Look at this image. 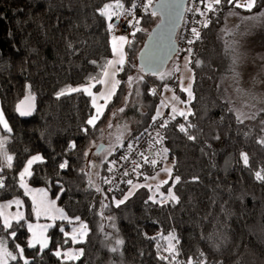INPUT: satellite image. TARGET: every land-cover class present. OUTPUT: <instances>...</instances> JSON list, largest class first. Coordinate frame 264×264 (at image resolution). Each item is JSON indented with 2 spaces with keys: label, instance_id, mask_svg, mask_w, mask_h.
Returning a JSON list of instances; mask_svg holds the SVG:
<instances>
[{
  "label": "trees",
  "instance_id": "trees-1",
  "mask_svg": "<svg viewBox=\"0 0 264 264\" xmlns=\"http://www.w3.org/2000/svg\"><path fill=\"white\" fill-rule=\"evenodd\" d=\"M191 1L187 0L186 6ZM154 2L121 0L125 5L122 15H127L133 3L136 5L131 13L140 31L135 28V35L128 37L126 64L116 76L119 84L92 128L86 121L94 115V108L83 88L101 78L112 56L110 37L117 20L107 21L97 9L115 0H0V106L11 128L3 147L13 157L12 167L3 165L0 157V180L4 184L0 201L21 196L29 214L18 174L31 156L39 155L42 160L31 166L28 184L47 189L66 217L47 230L43 252L39 247H28L24 221L13 223L9 229L0 222V240L8 239L11 251H18L16 245H20L29 264H168L158 257L169 255L165 251L169 241L163 239L169 232L179 239L176 248L180 264L188 257L199 258L200 253L206 264H264V182L254 175L264 169V145L257 142L264 138V114L239 123L218 84L221 76L230 73L220 35L226 13L260 12L264 0H258L251 11L225 3L219 11L208 13L207 27L200 23L205 17L196 14L192 28L200 32V38L191 32L194 43L188 49L192 51L185 55L193 73L192 114L185 119L167 109L159 124L156 120L161 116L153 121L160 104L158 86L165 81L176 89L177 75L160 79L161 73L145 74L137 65L138 51L159 23V17L151 11ZM197 2L203 10L204 5ZM141 4H148L146 12L139 10ZM108 23L114 25L111 32ZM182 24L183 18L176 32L177 44ZM173 59L177 61L178 57ZM136 69L143 74L139 102L144 111L133 107L132 116L138 119L134 131L101 162L92 182L85 171V153L102 142L112 113L127 103V79ZM70 88L81 91L68 92ZM99 90V84L93 87L94 92ZM61 91L65 95L57 97ZM26 95L33 99L34 112L28 119H21L15 106ZM165 121L166 127H161ZM180 125L185 126V132L180 131ZM84 128H88L87 133ZM149 132L148 151L140 154L128 175L113 180L116 170L125 163L128 145ZM188 135L195 139H188ZM73 143L75 147L70 148ZM241 152L249 156L248 167L241 160ZM152 160L157 163L153 165ZM65 161L67 166L61 169ZM164 162L171 165V174L162 192L171 188L178 201L153 202L149 188L143 185ZM133 185L142 186L117 208L113 197L123 199ZM77 224L87 226V235L75 244L83 249V255L77 260L58 257L54 254L57 250L71 245L64 232ZM12 231L16 236H11ZM117 239L123 244L117 246ZM113 247L118 250L112 252ZM17 257L8 264H24L19 253Z\"/></svg>",
  "mask_w": 264,
  "mask_h": 264
},
{
  "label": "rangeland",
  "instance_id": "rangeland-1",
  "mask_svg": "<svg viewBox=\"0 0 264 264\" xmlns=\"http://www.w3.org/2000/svg\"><path fill=\"white\" fill-rule=\"evenodd\" d=\"M240 2L243 3L244 0H240ZM155 23H158L157 16H155ZM220 35L224 39L227 63L230 69V73L221 76L218 83L223 99L230 105L235 116L237 117V115H240L243 121L252 119L250 117H255L260 113L264 114V8L260 12L248 15L233 10L229 11L225 15ZM185 58H187V60ZM185 64H187V67H185ZM162 73L164 77H168L172 73H175L177 75V85L175 89L169 82L163 81L159 84L157 91L160 98V104L158 105L160 111L159 116H162L166 112V108H169L168 110L172 112L173 107L178 110L176 112L178 114L179 111H185L187 113L189 110V103H183V101L188 100V95L187 92L182 91L181 88H186L189 83H193V73L189 67L188 57H180L177 61L172 58L166 63ZM129 77H132L131 81ZM142 78L143 74L138 69L128 76L126 84L128 99L125 106L122 107L123 111L117 110L112 113L102 142L98 144L101 145L99 151L93 155L89 149L85 171L92 182L97 177L96 173H99V167L96 168V166H98L96 163L103 162L107 159L110 156L109 152L112 154L115 147L127 140L132 131H134V125L138 122V119L132 116L131 110L133 107L137 106V108L139 107L138 111H144L143 106L139 102V84ZM158 78H160V75ZM165 85H167V89ZM173 95L179 97V101H171L170 98ZM162 100L168 103L167 107L161 105ZM109 125H111V127ZM6 132L3 126L0 125V140L5 141V137L7 136ZM93 146L95 147V144H93ZM0 157L2 158L3 165H7L4 147L0 148ZM26 163L23 165L20 172L24 169ZM165 169H171V165L168 162H164L160 170L144 184L147 185L146 187L150 190V197H153L154 200L159 202L169 200L168 191L166 193L162 192V185L165 184L164 181H168L170 178V174L165 171ZM19 174L18 183L22 190V195L28 200L30 212L29 214L27 213L26 203L21 196H15L8 200H1L0 212H3L5 216L11 220L12 224L17 223L13 217H15L18 212L23 214V220L21 221L26 223L25 228L28 233L27 241L33 239L34 233L37 237L47 238L46 232L50 228L49 225L52 226L56 221L62 220L60 218L61 209L56 199L50 195L47 189L34 188L28 184L30 175H25L23 178L26 188L21 187V178ZM153 177L155 178L153 179ZM157 185H159L158 190ZM135 189L136 187L133 185L130 187L129 191L133 192ZM14 200H19L20 205L17 206L15 203H10ZM42 200L46 203L54 201V208L50 209L47 213L41 211L40 214L37 215L35 209L38 208ZM53 216L55 219L52 218ZM0 222L3 225V217H0ZM29 224L32 225V231L28 230ZM80 226L81 224L72 225L67 231V233H69L67 237L71 245L61 251L59 250L62 256L64 252L79 250L75 244L82 241L84 238V235H81L82 230ZM73 229H76V233H73ZM73 234L78 236V241L76 243H73L71 240ZM2 240L9 250L7 243L8 239ZM36 247L40 248L39 244H37ZM11 252L17 255L19 250H12ZM9 261L13 260L9 259L8 263Z\"/></svg>",
  "mask_w": 264,
  "mask_h": 264
},
{
  "label": "snow or ice",
  "instance_id": "snow-or-ice-1",
  "mask_svg": "<svg viewBox=\"0 0 264 264\" xmlns=\"http://www.w3.org/2000/svg\"><path fill=\"white\" fill-rule=\"evenodd\" d=\"M151 3V0H148V4ZM199 3L200 4H203L204 5V9L201 10V8L199 7H196L194 9L190 8L188 9V11H193L194 13H199V15L205 17V19L200 22L201 23V26L202 27H207L208 24H209V19H208V13L212 12H217L219 11V6H222L223 4H228V5H233L234 7L236 8H245L246 10L248 11H251L253 8L257 7V3H258V0H244L243 3L240 2V0H199ZM148 4H145L144 7L147 8L148 7ZM136 5L133 3L131 5V8H135ZM131 8H129L127 10V15H131ZM125 9V5L123 3H121V0H115V3H105L102 8H99L97 9L98 13L104 17L107 21H111L113 17H116L117 20H119L120 16L123 13L122 10ZM167 11L169 12V14L172 12V6L169 5L168 8H167ZM153 15H155V12H153ZM251 19V18H250ZM129 24H131V21H128ZM136 24H139V20L136 21ZM114 28V25L113 23H108L107 24V29L111 32ZM136 31H140L139 28H136ZM191 32L193 34V36L196 38V39H199L200 38V32L196 29V28H192L191 29ZM132 35H135V33H132ZM117 41L119 43H117ZM126 43H129V41L127 40V38L125 36H119V37H113V41H112V51H113V54L115 56L118 57V59L116 60H108L107 61V65L105 66L104 70H103V75L104 77H109L110 75L114 76L115 72L114 71H111L110 72V69H114V66L119 64V65H123L124 64V52H123V44H126ZM188 43L189 44H192L194 43V40H188ZM189 53H191V49H188ZM187 60V58H185ZM92 63H95V61H92ZM199 63V62H197ZM185 67H187V64H185ZM160 78L163 79L164 78V74L161 73L160 74ZM129 80L131 81L132 80V77H129ZM98 83H106L108 81L104 80V79H99L97 81ZM112 88L111 90H109L106 94H101V98L104 99V105H97L96 103V100L97 98L95 96H93V100H92V103H93V106L96 107V115L90 117L87 121H86V124L91 126L92 128H95L96 126V121L100 118V115L103 114V108L104 106L107 105L108 101L111 99V96L114 94L115 92V86L116 84H119V81H112ZM182 83V81H181ZM90 87H85L83 88V91L89 95H92L91 91H90ZM165 88L167 89V85H165ZM192 84L189 83L188 86L185 88V87H182L181 90L182 91H185L187 92V95H188V100L187 101H183V103H190L191 100L194 98L193 97V92H192ZM68 92H77V91H81V89L79 88H70L67 90ZM155 94V93H154ZM62 95H65V91H61L59 93H57V97L59 96H62ZM32 99L31 96H29L28 98H26V100H30ZM171 101H179V97L173 95L171 98ZM23 105V106H22ZM22 105H17V108H16V111L19 112V114L21 116H24V115H30L31 114V108H32V105L30 103H25V102H22ZM161 105L164 106V107H167L168 106V103H166L164 100L161 101ZM119 111H123V108L119 109ZM178 110L173 107L172 108V112L173 113H176ZM191 111L188 110L187 113L185 111H179V115L181 116H184L185 119H187V115H191ZM160 115V111H159V107L157 109V114L156 116H153V121H155L157 119V117ZM175 117L173 116V119ZM250 118H254V117H250ZM237 121L239 123H243V119L241 118L240 115H237ZM262 123H264V121H262ZM0 125L3 126V129L7 132H11V128L9 127V124L7 122V120L5 119V116H4V113L2 110H0ZM167 125V121H165L164 124L161 125V127H166ZM111 127V125H109ZM189 127H192V125H189ZM83 131L85 133L88 132V128H84ZM180 131L181 132H185L186 129H185V126L184 125H180ZM262 131H264V129H262ZM157 135H159V133H157ZM247 135V134H246ZM5 139H7L5 137ZM139 139V138H137ZM188 139L190 140H194L195 137L192 136V135H188ZM160 141L157 140L156 143H159ZM258 143L264 145V138H261L257 141ZM3 143L4 141L3 140H0V148L3 147ZM70 148H73L75 147V144H70L69 145ZM128 148L129 150L132 149V145L129 144L128 145ZM163 151L165 153H167L168 149L165 148L163 149ZM85 155H87V153H85ZM109 155H111V152H109ZM141 155H143V153H141ZM241 160L243 161V164L245 167H248L249 166V156L247 153H244V152H241ZM124 159H127V157H123ZM12 159L13 157L11 155H7L6 154V162H7V166L8 167H12ZM42 160V157L39 156V155H36V156H33L31 157L27 163H26V166L24 167V169L20 172V178H21V187H25L26 188V185L24 184L23 182V178L25 175H31V172H30V168L31 166L37 162V161H41ZM145 162H148L147 161V158L145 157ZM112 163L114 164L115 161H112ZM135 163V162H134ZM151 163L153 165H155L157 163L156 160H152ZM67 166V161L63 162L60 164V168L61 169H64L65 167ZM137 167H139V165H137ZM112 169L109 168V171H111ZM135 171V169H133ZM165 171H167L169 174H171V169H165ZM124 175H128L127 172L124 173ZM255 175V178L257 181H261V182H264V169L262 170H258V171H255L254 173ZM155 177H153L154 179ZM177 180H179V177L176 178ZM105 183H110L109 180L105 179L104 181ZM128 184H132V181L131 180H128L127 181ZM164 183H167V181H164ZM142 185H136L134 187H140ZM143 186H147V185H143ZM4 187V184H3V181L0 180V188H3ZM159 189V185H157V190ZM98 192L100 191L99 187H97L96 189ZM63 191V189H62ZM109 191H111V189H109ZM133 195V192L132 191H129L124 197L123 199H115V197H113V200L115 202V206L118 208L120 207V205H123L125 204V202L129 199V197ZM149 199H153V202H156L154 200L153 197H149ZM168 199L170 201H178V197H176L173 192H172V189L169 188L168 190ZM10 203H15L17 206L20 205V201L19 200H14V201H11ZM147 203V201H146ZM104 207H107V205H102ZM54 208V201L53 202H45V201H41L38 208L35 209L37 211V215L40 214L41 211L47 213L49 212L50 209ZM56 211H60V210H56ZM0 217H3V228L4 229H9L12 227V223H11V220L5 216V214L3 212H0ZM17 223H19V221L23 220V214L22 213H17L15 217H13ZM53 219H55V217L53 216L52 217ZM60 218L61 219H66V217L63 215V212L60 211ZM76 220H79V217H76L75 218ZM109 219H113L112 217H109ZM114 226V225H113ZM49 227H51V225H49ZM81 235H87V226L84 225V224H81ZM28 230L29 231H32V225L29 224L28 225ZM61 232H64V229L61 228ZM73 233H76V229H73ZM11 235L14 237L16 236V232L15 231H12L11 232ZM64 235L65 236H68L69 233L67 232H64ZM154 239V238H153ZM163 239L169 241L168 243V246L167 248H165V251L168 252V256H159L158 258L159 259H162V260H167L168 261V264H180V262L177 260V257L179 256V250L176 248V245L179 244V239L176 237L175 233L174 232H169L168 235L166 237H163ZM71 240L73 243H76L78 241V236L76 234H73L71 236ZM174 241V243H173ZM65 243H67V241H65ZM116 245L119 246V245H122L123 244V240L121 239H117L115 241ZM39 244L40 246V251L43 252V250L47 247V238H40V237H37L36 234L34 233L33 234V239H30L28 241V247L29 248H34L36 247V245ZM159 248V245L157 246ZM16 248L19 250V258L22 259L24 261V264H29L28 260L24 258L23 256V253H24V249L20 247V245H16ZM118 250L117 247H113L111 249L112 252H116ZM55 255H57L58 257H60L62 254L59 250H57L55 253ZM83 255V249H79V250H76V251H69V252H64L63 253V258L64 259H67V260H77L80 258V256ZM11 259L13 261L17 260L18 257L17 255H14L11 251H9L7 249V247L5 246V242L3 240H0V264H8V260ZM184 264H206V260L204 259V254L203 253H200V257L199 258H196L194 259L193 257H188L187 261L184 262Z\"/></svg>",
  "mask_w": 264,
  "mask_h": 264
},
{
  "label": "water",
  "instance_id": "water-1",
  "mask_svg": "<svg viewBox=\"0 0 264 264\" xmlns=\"http://www.w3.org/2000/svg\"><path fill=\"white\" fill-rule=\"evenodd\" d=\"M186 2L187 0H155L151 11L157 14L159 23L150 31L137 54V65L145 74L162 73L166 63L175 57L177 52L175 37L183 18ZM169 5L172 6L170 14L167 11ZM29 96L26 95L15 106V113L21 119H28L34 112L33 99L26 100ZM22 102L32 105L30 115L21 116L16 111L17 105H22ZM100 146L98 145L96 152L99 151Z\"/></svg>",
  "mask_w": 264,
  "mask_h": 264
},
{
  "label": "built area",
  "instance_id": "built-area-1",
  "mask_svg": "<svg viewBox=\"0 0 264 264\" xmlns=\"http://www.w3.org/2000/svg\"><path fill=\"white\" fill-rule=\"evenodd\" d=\"M196 7H198V2L197 0H193L189 2L185 8V13L183 16V24L180 27L179 42L177 44V52L175 55L178 58L187 55L189 52L188 40H190L192 37L191 34L192 24L197 13H194L193 11H188V9L190 8L194 9ZM139 10H141L142 12H146V8L144 7V4H141ZM134 16H135L134 13H132L131 15H121L119 20H116L114 33L128 38L130 34L133 32V30L136 28V25L134 24L135 21L133 19ZM128 21H131V24H129ZM162 119H163L162 116L159 117L156 120V124H159ZM149 136H150V132L149 134H145L144 137L141 138L140 140L134 141L131 144L132 145L131 150H129V148L127 147V150L125 151L127 159H125V163H123L122 166H120L116 170L115 177H113V180L119 181L123 179V177L125 176L124 173L125 172L128 173L130 169L136 165L137 163L136 160L139 158L140 154L148 151L147 142L149 140ZM116 181L114 182V185L112 184V186H115Z\"/></svg>",
  "mask_w": 264,
  "mask_h": 264
},
{
  "label": "crops",
  "instance_id": "crops-1",
  "mask_svg": "<svg viewBox=\"0 0 264 264\" xmlns=\"http://www.w3.org/2000/svg\"><path fill=\"white\" fill-rule=\"evenodd\" d=\"M113 18H116V17H113ZM120 35H117V34H115L114 33V30H113V33L111 34V37H110V47H111V52H112V56H111V58H110V60H116V59H118V57L117 56H115L114 54H113V51H112V41H113V37H119ZM127 40H128V38H127ZM117 43H119L118 41H117ZM126 46H127V43L126 44H123V52H124V64L123 65H119V64H117V65H115L114 66V69H110V72L111 71H114L115 72V74H114V76H112V75H110L109 77H104V75H103V73H102V76H101V78L100 79H104V80H106V81H108V82H106V83H98V82H96V83H91L90 85H91V87H90V91H91V93H92V95H90V98H91V103H92V100H93V96H95L96 98H97V100H96V103H97V105H104V99L103 98H101V94L103 93V94H106L109 90H111V88H112V81H117V78H116V76H117V74H118V72H119V70L126 64V59H127V56H126ZM107 65V64H106ZM172 74H174V73H172ZM171 74V75H172ZM97 84H99L100 85V90L99 91H97V92H94L93 91V87L95 86V85H97ZM90 85H88L87 87H89ZM116 87H117V84H116V86H115V90H116ZM89 95V94H88ZM113 96V95H112ZM112 96H111V98H112ZM110 101V100H109ZM108 101V102H109ZM92 106H93V103H92ZM105 107L106 106H104V108H103V112H104V109H105ZM93 108H94V115H96L97 113H96V107H94L93 106ZM166 109H169V108H166ZM93 115V116H94ZM101 116V115H100ZM96 144H95V147L92 145V147H91V154H96L97 152L95 151V148H96ZM88 154H89V150H88V153H87V158H88ZM98 164V166H96V168L97 167H99V165L101 164V162H97L96 163V165Z\"/></svg>",
  "mask_w": 264,
  "mask_h": 264
}]
</instances>
